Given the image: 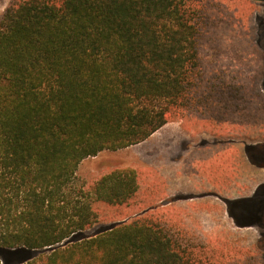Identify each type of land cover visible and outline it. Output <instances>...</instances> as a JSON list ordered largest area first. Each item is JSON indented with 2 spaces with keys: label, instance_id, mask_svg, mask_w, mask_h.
Here are the masks:
<instances>
[{
  "label": "trees",
  "instance_id": "obj_1",
  "mask_svg": "<svg viewBox=\"0 0 264 264\" xmlns=\"http://www.w3.org/2000/svg\"><path fill=\"white\" fill-rule=\"evenodd\" d=\"M255 6L252 0L8 5L0 17V264H264L259 233L245 229L256 223L244 221L246 206L229 217L243 228L229 244L233 252L149 212L84 235L97 222L95 203H128L138 176L113 171L89 187L77 177L85 159L137 145L196 115L227 123L247 113L253 124L236 119L264 136V67L243 75L204 62L206 46H218L224 33L242 37L259 29ZM255 51L264 63V50ZM227 113L229 119L218 116ZM251 142L264 145V138ZM254 155L264 162L263 149ZM253 170L257 183L263 180L264 170Z\"/></svg>",
  "mask_w": 264,
  "mask_h": 264
},
{
  "label": "rangeland",
  "instance_id": "obj_2",
  "mask_svg": "<svg viewBox=\"0 0 264 264\" xmlns=\"http://www.w3.org/2000/svg\"><path fill=\"white\" fill-rule=\"evenodd\" d=\"M12 1L14 0H0V17ZM258 6H259V12H260L259 19H258L259 29H260L259 31L261 33L260 41L264 45V2H259ZM239 41L240 40H236V42H239ZM213 42L215 43L216 41L213 40ZM230 43H231L230 40L223 41L222 39L218 43L219 44L218 46H220V44L226 45L225 46L226 49H224L225 51L217 50L218 48L217 45H216L217 48L216 46H206V49L204 52L205 54L204 62L206 66H211V68L216 70L218 69L217 68L218 64L220 63V61H222V59H226L227 63L236 59L237 65H240L241 63L242 64L247 63L246 62L248 61L247 58L246 60H242V62L239 60L238 55L240 52L238 50H235L234 46H229ZM207 49H209L210 52H207L208 51ZM235 54H238L237 55L238 57H236ZM255 55L256 57L254 58ZM261 58L262 56H258V53L256 51L252 53L251 59L254 61V63H252V68L256 66H258V68L264 67V63L259 60ZM245 69H247V67H245ZM245 114L244 116H242L241 114L236 115V118H239L246 123L253 124V121H252L253 119L245 118ZM218 116H220L219 118H222V119L224 118L223 120H226V119H229L228 117L231 115L227 113V114H220ZM208 120H211V119H208ZM174 122H177V121H174ZM237 132L241 133V135L237 134V135L232 136L233 138H235V144H232L235 146V148H233L234 158L232 157V152L229 150L230 149L229 143L219 144V145L209 144L205 150L206 160L203 161V163L198 164V165H189V164H186V159H183L182 168L187 167L189 165V168L192 169V178L194 179V181H197L198 177H203L201 180L204 179L205 181L206 174L208 175L209 180L211 179V175H213V177L216 179L217 178L216 175L218 171L220 173V176L224 175L228 179H232L233 174H234L235 180L240 178V176L248 177L250 175L248 171L251 172L252 169L251 170L248 169L244 161V157H243V155L245 154L244 150L246 151L247 146L238 144V142L239 140L240 141L259 140V139L264 138V136H259L258 129L256 128L238 129ZM161 135H163L162 136L163 138H167L166 133H162ZM228 137H230V134L227 137L223 135L222 138H228ZM144 142L146 143L145 145H147L145 146V150L148 152L150 151L151 154L154 153V151H156V153L163 151V145L160 143L155 145V143L152 142V140H150L149 142L148 140L147 142L146 141ZM142 143H139L137 145H134V146H131L129 148L122 149L119 151H104L102 153L107 152V154H104V158H102L101 160L97 162L94 160V157L85 159L80 164L78 172H77L79 183H85L89 187V186H92L95 182L102 179V177L109 175L111 172H113L112 169L116 167L115 165H118L121 163V159L118 157L128 159V161H130V167H134L137 169L142 168V163H139L137 160L136 161L134 160V154L138 153V151H142L143 149L141 148ZM165 143H170V142H165ZM239 145L240 147L237 148ZM169 147L170 145H168L167 150L169 149ZM218 149L219 151L224 150V154H222L219 158H216V155H217L216 151ZM149 159H150L151 167L149 168V172L147 173L144 179L145 182L153 181V175H152L154 171L152 169L153 159L152 158H149ZM233 163H234V172H233ZM105 165H108V167L105 168ZM148 188L149 190L139 192V194L132 197V199L128 203L122 206H111V205H108L102 202L95 203V209L98 211L97 222L84 235L89 236V235L95 234L99 231L106 230L112 227L113 225L120 223L121 221H129V220L134 219L135 217L142 216L145 213L149 212V216H153L157 219H160L163 222L171 223L172 225H176L179 228L186 229L188 230V232L198 237L204 238L206 240L210 239L209 241L211 242L212 245L222 246V245L228 244V246L227 245L225 246V251L233 252L234 249L233 247H230V246L233 244L232 242L234 241L233 239L235 237L236 232L234 231L228 232L229 229H232L231 220L227 216L221 217V216H216V215H205L204 213H201L202 208H206L207 210L210 211V209H213V208L216 209V207H218L216 206V202L214 199L216 195L220 198L219 200L222 203H225L224 197H227L226 191H219L220 187L218 186L213 187L211 185V187L210 186L207 187V190L204 187L203 191L201 192L200 191L192 192L190 195L192 196L193 200L190 201V200H186V198H182L181 201L183 202H179L176 206L170 205L164 208L150 207L146 209L144 208L137 209L140 205H143V203L145 205H148V203H152V201L150 202H147V201L150 199V197H153L156 194L161 192L158 188H155V187H148ZM235 193L238 195L236 187H235ZM207 194L211 196H208ZM188 195L189 194H185L183 195V197H187ZM236 252L238 251L236 250Z\"/></svg>",
  "mask_w": 264,
  "mask_h": 264
},
{
  "label": "crops",
  "instance_id": "obj_3",
  "mask_svg": "<svg viewBox=\"0 0 264 264\" xmlns=\"http://www.w3.org/2000/svg\"><path fill=\"white\" fill-rule=\"evenodd\" d=\"M258 4L259 3L256 2L255 7H256V13L259 16L260 12H259ZM259 30L260 29L254 30L252 35H248V36L246 35L242 37L234 32L224 33L221 39L223 41L230 40L231 43L229 44V46H234V49L240 52L239 55L235 54V56L236 57L239 56V60L241 62L242 60H246V58L248 61H246L247 63H243L244 64L243 66L242 63L240 65H237L236 59L228 63L226 59H222V61H220V63L218 64L217 68L225 69L227 68L226 66H229L231 69L241 70L242 73L244 72H246L247 74L252 73V69H253L252 63H254V61L251 59L252 53H254L255 49L257 50V48L260 50H264V45L260 41L261 33ZM236 40H240V41L236 42ZM225 46H226L225 44L223 45L220 44V46H218V48L216 46V48L217 50L225 51L224 50L226 49ZM207 50H208L207 52H210L209 49ZM248 55L250 58L248 57ZM255 57L256 55L254 56V58ZM245 67H247V69H245ZM208 119L210 118H208L207 116L196 115L186 119L185 121L180 120L177 122H170L160 130L155 132L148 139V142L152 140V142H154L155 145L158 143L162 144L163 151H160L158 153L154 151V153L151 154L150 151L148 152L145 150V146H147L145 145L146 143L145 142L142 143L141 145L142 146L141 148H143L142 151H138V153L134 154V160L135 161L137 160L139 163H142V168L137 169L134 167H130V161H128V159L118 157L121 159V163L115 165L116 169L114 168L112 169V171L128 170L131 168L132 170H135L137 173L139 188L134 196L139 194V192L141 191L143 192L149 190L148 187H155L161 191V192L158 191L160 193L156 194L153 197H150V199L147 201V202L152 201V203H148V205H145L143 203V205H140L137 209L139 208L146 209L150 207L164 208L170 205L176 206L179 202H183L181 201L182 198H186V200L191 201L193 200L192 196L190 195L192 192L194 191L201 192L203 191L204 187L207 190V187L209 186L211 187V185L213 187L214 186L220 187L219 191H226L227 192L226 196L229 198V200H235V197L237 199L240 197L238 195H235V187L237 188V190L239 189L240 179L238 178L237 180H235L234 174L232 179H228L224 175L220 176L219 171L217 172L216 179L213 177V175H211V179L209 180L207 174L205 181L204 179L201 180L203 177H198L197 181H194V179L192 178V169L189 168V165H198L206 160L205 150L209 144L219 145L222 144V142L226 141V139L231 140L232 143L230 144L229 150L232 152V157L234 158L233 148H235V146L232 144H235V138H233L232 136L237 134L241 135V133L237 132V130L246 128L247 126L246 123L242 124V122H240L241 120H238L239 118L236 119L235 117L232 118V120H229L230 124L228 122L227 124L224 123L226 124L225 127L221 126L223 123L211 122ZM220 126L222 128H227L226 131L223 132ZM162 133H166L167 138H163L162 137L163 135H161ZM229 134L230 137L222 138L223 135L227 137L229 136ZM165 142H170V143H165ZM240 142L241 141L239 140L238 144H240ZM168 145H170V147L167 150ZM239 147L240 145L237 148ZM216 153H217L216 158H219L222 154H224V150L219 151L218 149ZM104 154H107V152L101 153L97 157H94V160L96 162L101 160L102 158H104ZM149 158L153 159V164H152V169L154 170L152 173L153 181L145 182L144 179L147 173L149 172V168L151 167ZM183 159H186V164H189L187 167L184 168H182ZM107 167L108 165H105V168ZM233 172H234V163H233ZM252 173L253 175H255L254 170L252 171ZM261 185H264V181L261 183ZM185 194H189V195L187 197H183V195ZM207 195L211 196L209 194ZM214 199L216 202V206L218 207H216V209L214 208L210 209V211L207 210L206 208H202L201 213H204L205 215H216L221 217L227 216L229 218V212L226 209V204L222 203L217 195ZM231 231L238 232L240 230L229 229L228 232Z\"/></svg>",
  "mask_w": 264,
  "mask_h": 264
},
{
  "label": "flooded vegetation",
  "instance_id": "obj_4",
  "mask_svg": "<svg viewBox=\"0 0 264 264\" xmlns=\"http://www.w3.org/2000/svg\"><path fill=\"white\" fill-rule=\"evenodd\" d=\"M252 1L258 3L264 2V0H252ZM225 125L226 124L223 123L221 126L225 127ZM221 126L220 128L222 129V131L223 132L226 131V128H222ZM227 140L222 142V144L232 143L231 140L228 141ZM240 144H242L243 146H247L246 151L244 150L245 154L243 155V157L248 169L249 170L252 169L253 171L254 168L256 169L259 167L264 170V162L257 164L254 155L257 150L260 149L264 150V145H262V142H251V140H245V141H241ZM252 171L251 172L248 171L250 173L248 177L240 176L239 178L240 187L237 190V192H238V196L240 197L238 199L235 197V200H229L228 197H224V202L226 204V209L229 212V217L240 215L242 209L243 208L245 209V206L248 207L245 213L247 218H245L244 221L247 222L249 220V222L251 221L250 223H252L255 220L256 223H254V226H249L245 229L253 228L256 231H258L259 233L258 243L260 246L264 247V222H263L264 221V185H261L264 179L257 183V178L255 175H253ZM235 195L237 194L235 193ZM256 203L259 204L257 209L258 215L257 217L251 218L252 212L254 211L253 206H255ZM241 229L243 228H238L236 223L232 224L231 230H241Z\"/></svg>",
  "mask_w": 264,
  "mask_h": 264
}]
</instances>
